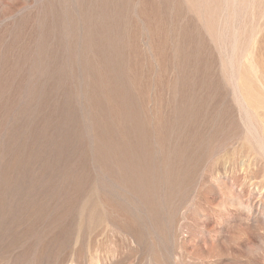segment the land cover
Listing matches in <instances>:
<instances>
[{"label":"rangeland","instance_id":"obj_1","mask_svg":"<svg viewBox=\"0 0 264 264\" xmlns=\"http://www.w3.org/2000/svg\"><path fill=\"white\" fill-rule=\"evenodd\" d=\"M0 264H264V0H0Z\"/></svg>","mask_w":264,"mask_h":264}]
</instances>
